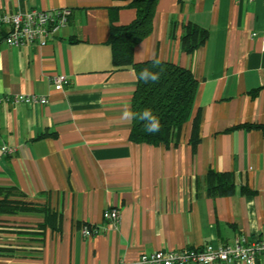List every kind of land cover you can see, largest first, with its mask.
<instances>
[{
  "label": "crops",
  "instance_id": "obj_1",
  "mask_svg": "<svg viewBox=\"0 0 264 264\" xmlns=\"http://www.w3.org/2000/svg\"><path fill=\"white\" fill-rule=\"evenodd\" d=\"M128 3L0 0V14L71 11L44 47H11L0 38V188L58 216L42 240L26 234L38 231L44 214L1 217L0 248L14 251L0 253V264L131 263L145 253L264 237V0H158L135 62H170L199 81L192 118L169 147L131 142L132 122L121 121L137 81L132 67L113 66L109 39L111 9L120 7L118 26L135 20ZM187 25L209 32L191 54L181 46ZM61 75L70 83L56 90ZM17 95L47 103H14ZM5 146L15 153L5 155ZM210 170L232 173L235 194L209 195ZM109 208L120 210L117 224L103 218ZM84 226L100 232L85 237Z\"/></svg>",
  "mask_w": 264,
  "mask_h": 264
},
{
  "label": "trees",
  "instance_id": "obj_2",
  "mask_svg": "<svg viewBox=\"0 0 264 264\" xmlns=\"http://www.w3.org/2000/svg\"><path fill=\"white\" fill-rule=\"evenodd\" d=\"M115 2H129L127 6L136 10L135 20L126 26H118L117 11L120 7L111 9V35L109 44L112 51V63L116 69L132 67L137 74L148 68L159 71L153 67V60L136 63L134 60L135 48L153 32L156 6L158 0H114ZM209 37L206 29L195 25L184 27L181 37L182 49L193 53L203 45ZM160 67L164 69L158 83L137 82L132 99V110L135 112L149 108L153 114L160 118L162 128L156 134H148L139 120L132 121L130 141L136 144L152 146H171L177 144L184 125L192 118L199 81L190 70L170 62L161 61ZM199 116L194 120L192 143L198 144ZM246 128L254 126L246 125ZM207 192L211 196H231L236 192L235 177L232 173H218L210 170L206 176ZM242 193L249 194L247 189ZM19 213H40L45 215V222L39 225L37 232L26 235L33 240H42L48 226L54 227L58 216L50 208L28 202L25 196L15 188H0V222L1 217ZM10 248H0V253H13Z\"/></svg>",
  "mask_w": 264,
  "mask_h": 264
},
{
  "label": "built area",
  "instance_id": "obj_3",
  "mask_svg": "<svg viewBox=\"0 0 264 264\" xmlns=\"http://www.w3.org/2000/svg\"><path fill=\"white\" fill-rule=\"evenodd\" d=\"M253 2L254 0H248ZM71 11L62 10H30L27 12H14L0 14V38L11 47H24L36 45L44 47L49 40L67 25ZM254 32L251 37H256ZM262 50L264 52V34L262 36ZM70 83L67 76H56L53 84L56 90H64ZM14 103L36 105L47 103V98L37 95H17ZM5 155L15 153V148L4 147ZM103 218L117 224L121 218L118 208H109L104 211ZM100 230L90 226H84L82 233L85 237L99 234ZM264 258V237L257 240H249L244 236L236 239L231 246H213L206 244L199 248H187L185 250H162L153 253L142 254L138 260L120 264H230L240 261L245 264H255L257 260Z\"/></svg>",
  "mask_w": 264,
  "mask_h": 264
},
{
  "label": "clouds",
  "instance_id": "obj_4",
  "mask_svg": "<svg viewBox=\"0 0 264 264\" xmlns=\"http://www.w3.org/2000/svg\"><path fill=\"white\" fill-rule=\"evenodd\" d=\"M161 61L158 59L153 60V67L159 68V71H151L148 68L142 69L139 74L133 71V76L137 82L144 83H158L161 77L163 68L160 67ZM133 120H139L143 124L145 132L148 134H156L160 132L162 124L160 118L153 114L152 110L149 108L143 109L142 111L135 112L132 110L130 103H126L123 106V112L121 115V121L126 123H131ZM252 264V262H249Z\"/></svg>",
  "mask_w": 264,
  "mask_h": 264
}]
</instances>
